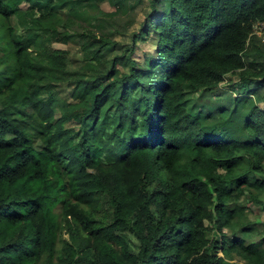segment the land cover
Returning <instances> with one entry per match:
<instances>
[{"label": "trees", "instance_id": "trees-1", "mask_svg": "<svg viewBox=\"0 0 264 264\" xmlns=\"http://www.w3.org/2000/svg\"><path fill=\"white\" fill-rule=\"evenodd\" d=\"M263 19L264 0H0V264H264ZM72 34L76 71L50 47Z\"/></svg>", "mask_w": 264, "mask_h": 264}, {"label": "rangeland", "instance_id": "rangeland-1", "mask_svg": "<svg viewBox=\"0 0 264 264\" xmlns=\"http://www.w3.org/2000/svg\"><path fill=\"white\" fill-rule=\"evenodd\" d=\"M103 7L105 9H110V7L107 4H104ZM144 12H146V9L144 6H139L136 10V20L134 26L123 35H115L113 38L118 42L114 46L107 47L104 50V54L107 58L111 59L115 55H118L122 53V51L131 45L132 43V34L134 31L138 30L141 27V24H143L144 21ZM14 26L17 28V30H21L17 27L16 20H12ZM156 44H157V32L153 29L147 33L145 36H138L137 37V44L134 52H132V57H134L136 60L142 61L146 57H150L153 59H157V51H156ZM51 49H66L69 51L68 59H67V70L68 71H76L78 70L82 64V52L80 50V46L77 40V37L72 34L69 38V42L67 45H64L62 43H56L53 42L51 44ZM120 71L126 72L127 69L125 67H120ZM163 72L157 68L154 81L155 83L160 82L163 80ZM237 77L235 76H227L224 81L221 83L222 87H229L236 81ZM258 93L264 94V86H262L260 89L257 90ZM227 92V91H225ZM189 97L193 96V94L189 93ZM235 95L233 93H226L223 94L224 102L230 106L231 105V98H234ZM194 103L191 105L192 112L194 113H202L203 115L209 112H215L218 109V103L212 102L210 100H198V96L194 95ZM258 105L264 109V102H257ZM206 112V113H205ZM37 148H41V144L39 142L36 143ZM264 199V196L262 197ZM249 210L248 213V219L251 221H255L257 223L256 228H253V240L258 241L261 237L264 236V209L261 206L260 203L256 202H249L248 205ZM228 231V230H227ZM230 232V231H228ZM63 237L65 239H68L67 233L63 234ZM213 252V250H212ZM218 255L221 256V251H217ZM235 264H243L240 261L236 260Z\"/></svg>", "mask_w": 264, "mask_h": 264}, {"label": "built area", "instance_id": "built-area-1", "mask_svg": "<svg viewBox=\"0 0 264 264\" xmlns=\"http://www.w3.org/2000/svg\"><path fill=\"white\" fill-rule=\"evenodd\" d=\"M254 32L257 37L264 40V19L253 24Z\"/></svg>", "mask_w": 264, "mask_h": 264}]
</instances>
